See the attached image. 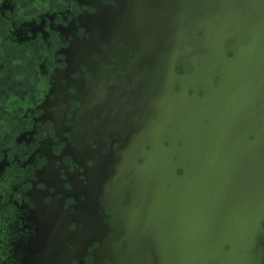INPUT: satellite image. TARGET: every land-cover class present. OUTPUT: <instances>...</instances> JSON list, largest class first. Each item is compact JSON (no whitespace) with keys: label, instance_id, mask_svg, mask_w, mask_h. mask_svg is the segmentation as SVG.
I'll return each mask as SVG.
<instances>
[{"label":"flooded vegetation","instance_id":"obj_1","mask_svg":"<svg viewBox=\"0 0 264 264\" xmlns=\"http://www.w3.org/2000/svg\"><path fill=\"white\" fill-rule=\"evenodd\" d=\"M172 3L0 0V264H150L161 251L155 234L110 215L140 184L131 144L151 138L140 126L172 110L193 121L215 98L202 78L160 84L138 60Z\"/></svg>","mask_w":264,"mask_h":264},{"label":"water","instance_id":"obj_2","mask_svg":"<svg viewBox=\"0 0 264 264\" xmlns=\"http://www.w3.org/2000/svg\"><path fill=\"white\" fill-rule=\"evenodd\" d=\"M171 1L163 37L138 60L154 64L160 84L202 78L215 98L189 112L193 121L172 110L140 126L151 137L131 144L143 154L130 178L140 184L111 224L156 235L150 264H264V0H177L187 15Z\"/></svg>","mask_w":264,"mask_h":264},{"label":"bare ground","instance_id":"obj_3","mask_svg":"<svg viewBox=\"0 0 264 264\" xmlns=\"http://www.w3.org/2000/svg\"><path fill=\"white\" fill-rule=\"evenodd\" d=\"M32 24H33V23H32ZM89 25H90V24H89ZM116 82H117V81H116ZM84 181H85V180H84ZM84 181H83V182H84ZM83 182H82V183H83ZM74 185H75V184H74ZM82 185H83V184H82ZM121 196H122V195H121Z\"/></svg>","mask_w":264,"mask_h":264}]
</instances>
